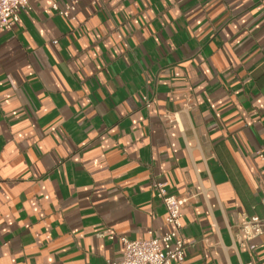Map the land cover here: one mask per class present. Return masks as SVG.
Segmentation results:
<instances>
[{"label": "crops", "instance_id": "1", "mask_svg": "<svg viewBox=\"0 0 264 264\" xmlns=\"http://www.w3.org/2000/svg\"><path fill=\"white\" fill-rule=\"evenodd\" d=\"M70 1L0 34V264L119 260L157 182L195 196L172 264H264V0Z\"/></svg>", "mask_w": 264, "mask_h": 264}, {"label": "built area", "instance_id": "2", "mask_svg": "<svg viewBox=\"0 0 264 264\" xmlns=\"http://www.w3.org/2000/svg\"><path fill=\"white\" fill-rule=\"evenodd\" d=\"M29 1L0 0V34L14 29L19 20V12L21 9L29 7ZM79 1L71 0L63 8L55 4L53 8L70 21H76ZM103 1L92 0L94 4L103 3ZM261 157L264 159L263 155ZM154 189L167 210L165 232L161 236H156L152 230H149V237L141 240L129 239L126 236L117 237L122 245L121 258L107 261L106 264H172L175 261L178 263L184 261L186 238L182 232L183 209L195 196L169 193L164 183H155ZM262 189L264 193V180ZM241 226L247 238L253 239L264 232V219H260L256 215L245 216ZM108 236L110 239L116 238L113 234Z\"/></svg>", "mask_w": 264, "mask_h": 264}]
</instances>
